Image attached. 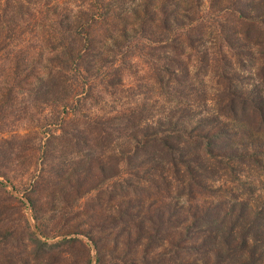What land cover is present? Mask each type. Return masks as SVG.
<instances>
[{
	"label": "rangeland",
	"instance_id": "1",
	"mask_svg": "<svg viewBox=\"0 0 264 264\" xmlns=\"http://www.w3.org/2000/svg\"><path fill=\"white\" fill-rule=\"evenodd\" d=\"M31 11L0 34V264H238L204 242L209 224L195 216L233 202L228 164L247 184L245 214L264 205V155L233 160L264 152V122L220 116L240 133L233 145L202 119L235 91L264 109V0H39ZM140 113L166 133L137 147L136 129L97 136L103 120L136 125ZM180 127L210 135L216 157L196 142L170 151ZM214 158L219 179L198 176Z\"/></svg>",
	"mask_w": 264,
	"mask_h": 264
},
{
	"label": "trees",
	"instance_id": "2",
	"mask_svg": "<svg viewBox=\"0 0 264 264\" xmlns=\"http://www.w3.org/2000/svg\"><path fill=\"white\" fill-rule=\"evenodd\" d=\"M38 2L39 0H0V34L2 35V28H9V23L13 21V12L31 14V9ZM232 7H234L236 11L233 12L236 17L235 20L240 21V23H242L244 20L240 19V16L243 15L244 17H246V15L243 14L242 10L235 6V4L232 5ZM66 11L70 12V10H65L62 13L64 19L61 20L69 22L71 21V19L69 13H66ZM244 23L246 24V27L244 29H246L249 23ZM196 24H198V26L203 27L207 26V24L202 23V21H198V23L196 22ZM57 38H60V36H57ZM46 78V80H49V76ZM41 82L42 81H40V84ZM42 84H44L46 87L51 86L50 81H46V83L42 82ZM253 96L254 95L252 94L241 95V93L235 91L230 95L228 99L225 100V102L219 105L220 108H218L214 116H208L202 119V121H205L207 124L211 125L212 121L214 120L213 122L216 125L214 134L217 136L221 134L220 140H226L229 141V143L233 144L232 138L235 143L236 137L239 136L240 133L235 132L234 130H226L224 127L225 122L220 119V116H228L233 119L242 121L249 117L251 119H254L255 121L252 126L253 128L255 127L256 129L260 127L262 122H264V109L260 108L261 103L255 100ZM132 116L133 119H136V115ZM147 117L148 116H144L141 113L138 114V118L140 119V121L136 125H134V120L132 121L131 119L132 117H128L125 123L123 121H119L117 117L113 116V118H111V122H107V119L101 122V125L97 130V136L102 138L103 140H110L118 137L125 130L136 129L138 133L137 136L135 135L129 137L136 141L134 147L139 146L141 143L157 140L166 132H163L162 128L152 126V124L148 122ZM181 129L182 128L180 127L179 129L175 128L169 131V134L173 137V143L168 146L170 151L179 153L186 146L192 144V142H196L197 145L194 149H201L209 158L216 157V150H211V145L213 144H211L212 142L210 139L212 138L210 135L206 137L202 135L201 138H196L195 135L190 132V130H187L186 132L183 130L180 132ZM111 131H115L117 133V135L113 138L111 137ZM180 143H182L184 147L183 145H180ZM126 151L133 152L134 150L129 148ZM260 155L263 156L264 152L260 153L259 150L254 149L252 151H245L239 153L233 158V160L236 163H244L246 157L252 158L254 156ZM221 160L222 159H215L212 165L198 164V168L201 172L197 173L199 174L198 176H202L203 179L208 178L209 180L219 179L217 173L221 169L220 167H222L220 163ZM192 163H194L192 160H189L187 162V164ZM192 167H195V165H193ZM225 170L230 171V173H232L233 169L232 166L228 164ZM227 171H225L224 173H226V175L228 176L229 181H237L238 184L236 186H233V188L239 192L232 191L233 193L227 195V200L231 198L233 199V202L231 200V204L227 203L228 205L226 206V208L223 209L222 214H219L215 207H212L210 209L215 213V217L213 219L210 217V220H205L206 211H203V213H200L195 216V219H197L198 222L206 221V223L209 224V226L207 227L208 233L203 234V240L205 242L206 240L214 238L218 244L222 245L223 249L227 253L228 263L234 260L238 264H264V205L256 203L253 206L251 204V214L249 216L246 215L243 210H248L250 202L244 200L248 198L241 195H244L246 193L247 190L245 189L247 188V184L244 181H240L238 178H229L231 176L230 174H228L229 172ZM171 177L170 174H168L165 177V180L172 183L173 178L171 179ZM192 177L193 173L191 171L190 176L187 177V181L183 180L182 183H188ZM178 179L179 178H177V180ZM197 184H199V182ZM249 194L251 195L250 199H253L252 196L256 193L251 191L249 192ZM36 240L38 243H40V245H43L48 249H52L58 243L46 242L39 239ZM206 244L207 242L203 243V245ZM213 248L219 249L218 246H216L215 244H213Z\"/></svg>",
	"mask_w": 264,
	"mask_h": 264
}]
</instances>
